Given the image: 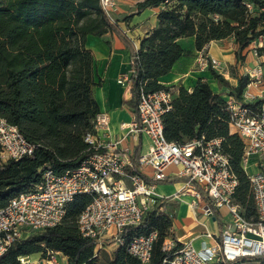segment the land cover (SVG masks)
Segmentation results:
<instances>
[{"label":"trees","instance_id":"obj_1","mask_svg":"<svg viewBox=\"0 0 264 264\" xmlns=\"http://www.w3.org/2000/svg\"><path fill=\"white\" fill-rule=\"evenodd\" d=\"M145 9H158L157 27L131 54L130 98L125 103L133 115L140 89L170 90L158 80L180 57L189 54L178 44L179 39L193 38L195 52L210 42L232 39L240 65L252 45L257 56L264 57V0H142L135 5V14ZM118 30L100 0H0V117L36 147L30 157L0 161V209L17 194L31 192L45 167L62 174L94 154L84 137L94 133L99 108L93 88L99 83L94 79L85 39L107 32L123 36ZM234 70L229 71L236 81L234 87L220 73L210 69V74L228 91L227 97L242 101L249 80ZM171 93V109L162 117L165 140L181 144L201 136L222 139V153L237 179L233 203L245 219L255 220L253 196L241 163L245 142L230 127L225 99L205 80H198L191 92L179 87ZM261 102L248 106L256 111ZM130 157L132 171L137 172L138 147ZM201 198L219 223L218 212L204 195ZM90 202L89 196L76 197L59 225L14 241L0 257V264H20V257L36 254L43 259L47 251L66 258L64 264H142L128 254L125 245L108 252L98 249L95 240L80 235L77 219ZM171 227V216L154 209L145 211L140 224L125 228L121 236L128 240L155 232L148 264H161L166 255L162 244ZM181 247L177 243L173 251ZM218 264H264V259Z\"/></svg>","mask_w":264,"mask_h":264},{"label":"built area","instance_id":"obj_2","mask_svg":"<svg viewBox=\"0 0 264 264\" xmlns=\"http://www.w3.org/2000/svg\"><path fill=\"white\" fill-rule=\"evenodd\" d=\"M100 6L112 19L107 8L114 7L113 0H100ZM246 8L251 10L250 5ZM252 54L258 62L243 71L242 76L249 80L246 89L264 85V68L259 61L264 57L257 56L254 50ZM195 63L199 72L209 68L220 72L218 61L203 49L196 52ZM128 81L129 74L120 77L117 83L128 86ZM259 99L262 102L255 111L248 106L254 97L246 90L242 101L232 96L225 98L230 127L245 142L241 160L244 171L247 166L256 170L253 174L246 172L256 210L255 220L245 219L239 206L233 203L237 179L227 156L222 153V139L207 140L201 136L181 144L167 142L162 117L171 109V91L140 89L136 115L129 122L119 124L121 131L144 135L149 141L148 150L137 159V172L132 171L130 155L119 151L123 139H108L110 118L107 113L99 112L93 121L94 133L84 137L94 154L62 174L45 167L40 183L31 192L17 194L0 209V257L14 241L59 225L75 198L86 195L91 197V202L77 219L80 235L95 240L98 249H104L106 242L114 248L125 245L130 256L148 264L157 234L132 236L128 240L121 235L125 228L139 225L145 211H162L158 206L156 186L173 178L181 180V189L191 190L196 198L204 195L210 207L218 212L222 227L219 240L200 249L186 242L173 251L174 241L167 237L162 244L166 255L161 264H218L264 259V91H260ZM35 149L15 126L0 117L2 162L30 157ZM252 157L258 159L249 164ZM189 206L194 208V204ZM204 214L212 216L207 205ZM59 258V253L47 251L41 264H62ZM18 260L20 264H31L28 257Z\"/></svg>","mask_w":264,"mask_h":264},{"label":"crops","instance_id":"obj_3","mask_svg":"<svg viewBox=\"0 0 264 264\" xmlns=\"http://www.w3.org/2000/svg\"><path fill=\"white\" fill-rule=\"evenodd\" d=\"M140 1L142 0H113V5H115L113 10L115 7L117 9L114 22L123 36L117 32H107L100 37L88 35L85 39V48L90 51L93 59L94 79L99 83L93 88V97L99 112L107 113L110 118L108 139L122 138L119 151L129 155L137 147L139 155L147 151L149 147V141L144 135L135 136L119 128L120 123L129 122L132 119L133 112L125 103L130 98L129 86H122L117 83V80L129 74L132 51L136 50L140 41L157 27L158 9H145L135 14V5ZM178 44L189 54L180 57L170 72L159 78L158 82L175 93L179 87L191 92L198 80H205L214 93H219L225 99L228 91L217 85L210 74V69L204 72L197 71L196 52L193 48L194 39H179ZM234 48L232 39L210 42L203 47L208 56L218 61L219 73L232 87L236 85V81L230 78L229 68H235V74L242 76L244 69H251L258 62L253 57L254 46L252 45L246 53L244 62L241 65L237 64ZM259 61L264 68V58ZM246 91L254 97L252 100L254 102L259 99L260 91H264V85L259 88L251 86ZM177 185L179 186L175 188ZM181 186V180L173 178L158 183L156 186L159 196L158 206L172 219L168 238L174 241V246L177 243L183 245L186 242H191L197 249L214 245L219 240L222 227L220 216L218 223L212 216L204 214L206 203L201 198H196L191 190H182ZM190 204H194L193 209L189 206ZM59 260L65 263L66 258L62 257ZM30 263L32 264L31 261Z\"/></svg>","mask_w":264,"mask_h":264},{"label":"rangeland","instance_id":"obj_4","mask_svg":"<svg viewBox=\"0 0 264 264\" xmlns=\"http://www.w3.org/2000/svg\"><path fill=\"white\" fill-rule=\"evenodd\" d=\"M115 6V5H114ZM116 7H115V9L113 10V8H107V11L109 12V16L112 18L111 20L112 21H116L115 19H114V14H115V12H116ZM210 69V68H209ZM208 69V70H209ZM230 69L231 68H229V71H230ZM208 70H206V71H208ZM257 100H259V99H257ZM146 151H144V153H145ZM258 159V157H252L251 159H250V162H249V164H252V163H254L256 160ZM262 160H264V158H262ZM1 162H2V160H0ZM246 170H247V173L248 174H253L256 170H254V168L253 167H251V166H247V168H246ZM179 185H177L175 188H177ZM105 249L108 251V252H110V251H112L113 249H114V247L112 246V245H109L108 244V242H106L105 243ZM41 260H42V258L40 257V255L39 254H36V255H33V256H31V262H32V264H39L40 262H41ZM61 263L62 264H64V261H61Z\"/></svg>","mask_w":264,"mask_h":264}]
</instances>
